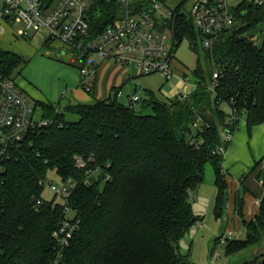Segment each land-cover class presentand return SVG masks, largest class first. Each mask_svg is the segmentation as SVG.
Returning <instances> with one entry per match:
<instances>
[{
  "label": "trees",
  "instance_id": "16d2710c",
  "mask_svg": "<svg viewBox=\"0 0 264 264\" xmlns=\"http://www.w3.org/2000/svg\"><path fill=\"white\" fill-rule=\"evenodd\" d=\"M179 1L168 22L174 24L175 48L188 38L199 53L192 70L197 86L186 98L169 101L146 90L140 107L139 102L119 100V88L93 103L36 102L51 123L37 126L21 147L0 157V264H195L180 250V241L200 221L192 192L204 181L206 164H211L217 186L214 214L226 218L225 154L213 150L220 145L228 149L230 142L223 140L222 132L230 128L234 133L244 114L249 132L264 122V38L258 42L249 34L264 23V5L242 1L234 7L235 23L216 37L212 47L202 44V53L200 32L182 12L187 0ZM152 3L143 0L138 8L147 9ZM91 5L93 36L95 28L114 23L125 11L119 0H91ZM90 55H78L80 69ZM24 63L0 47V72L5 77H15L13 72ZM175 64L187 77L188 69L177 59ZM215 70L220 71L219 84L211 89ZM223 104L238 113L233 125ZM190 136L202 142L194 143ZM78 156H92V162L103 167L100 180L84 183V171L76 167ZM263 162L264 157L243 174L241 183L259 168L257 178L264 186ZM49 171L79 181L68 196L77 228L61 252L54 231L65 218V202L43 198L40 205L35 203ZM105 174L109 177L103 179ZM245 193L237 197L241 218ZM243 224L245 237L228 239L226 255L258 245L259 251L234 264H258L260 259L264 264V195L259 213L249 221L243 219Z\"/></svg>",
  "mask_w": 264,
  "mask_h": 264
},
{
  "label": "built area",
  "instance_id": "2783aa9c",
  "mask_svg": "<svg viewBox=\"0 0 264 264\" xmlns=\"http://www.w3.org/2000/svg\"><path fill=\"white\" fill-rule=\"evenodd\" d=\"M125 11L114 23H109L97 29L93 36L91 0H0V31L16 22L21 23L20 37L32 39L35 35L44 36L47 40H60L79 56L95 54L103 61L113 60L124 66L133 64L140 74L161 73L167 78L178 76L183 81L189 79L180 73L176 65L174 45V24L168 20L175 16V8L170 1L153 0L147 9L138 8L143 0H119ZM191 19L200 32V40L204 47H212L216 37L235 23L233 8L242 1L263 6L264 0H238L236 5L231 0H191ZM102 21L99 26L102 25ZM98 61L88 59L86 66L81 68L82 87L89 91L93 87ZM220 71L215 70L210 81V88L219 84ZM194 87L197 84L194 82ZM66 91H64L65 93ZM191 91L179 93L181 99L186 98ZM120 92H118V96ZM143 90H136L130 101L139 102ZM177 95V96H178ZM33 97L24 91L13 76L5 77L0 72V157H5L9 150L21 147L31 130L39 125L51 123L39 112V106H33ZM36 103V100H35ZM228 122L234 124L238 119L237 111L228 108ZM233 130L224 131L223 140L230 142ZM194 143H201L191 137ZM226 147L220 145L213 152L225 154ZM88 158L78 156L76 167L84 171V183H95L103 170L100 164ZM1 170V166H0ZM109 176L105 174L103 179ZM102 179V178H101ZM60 186L50 184L51 189L61 196L65 202V218L54 231L59 241V249L70 244L77 228L74 221V210L69 206L70 193L77 187L78 180L74 177L62 179ZM47 176L41 181L45 187ZM44 201L43 196L37 197L36 206ZM1 214V213H0ZM198 223L194 225V228ZM214 256L211 264H216Z\"/></svg>",
  "mask_w": 264,
  "mask_h": 264
},
{
  "label": "rangeland",
  "instance_id": "374dc122",
  "mask_svg": "<svg viewBox=\"0 0 264 264\" xmlns=\"http://www.w3.org/2000/svg\"><path fill=\"white\" fill-rule=\"evenodd\" d=\"M238 0H231L233 5H236ZM179 0H171L170 5L172 7L178 6ZM192 1L187 0L182 5V12H185L191 17ZM21 24L15 23L14 28L18 31ZM253 35L257 41H261L264 37V23L258 24V26L249 33ZM26 40L28 42H31ZM199 48L202 51L201 40H198ZM31 50L24 53L25 63L16 69L13 74H20V78L26 80L36 87L37 93H29L33 97V106L42 97L46 98L53 104L65 105L68 100L76 102L93 103L97 97L93 92H89L82 87L81 83V60L80 56L75 53L71 48L66 50V53L61 52V47L58 48V42L50 45H46L45 42L39 39H33ZM203 53V51H202ZM201 53V54H202ZM76 56H75V55ZM175 57L177 61L183 65L185 69H188L187 78L189 82L183 81L178 76L165 77L161 73L152 74H140L133 64H127L124 69L131 73V77L120 84L122 88V94L119 95V100L128 104L130 97L128 94H132L135 89L143 90V94L146 90L151 91L158 99L163 101H169L183 90L192 91L194 87L192 70L196 67L199 53L192 47L191 41L188 38L182 39V41L175 48ZM95 59L99 63H103V67L107 62L115 64L113 60L102 61L97 55L91 54L89 60ZM203 60V55H201ZM120 64V63H119ZM102 74L104 71H101ZM123 73V72H122ZM102 77L99 73V78ZM66 90L67 94L63 97L62 92ZM75 90L76 96L72 91ZM88 93L90 96L89 101H82L86 98L84 95ZM84 95V96H83ZM179 96V95H178ZM43 99V98H42ZM42 102V101H40ZM140 107V102L137 104ZM223 108L227 109V105L223 104ZM41 109V108H40ZM146 113L151 112V108L145 110ZM42 115V110L41 113ZM77 116H73L76 118ZM236 129L234 133L237 131ZM234 135V134H233ZM224 132H222V137ZM264 165V162L261 164ZM205 179L200 186L192 192L191 202L194 207V212L199 216L197 222L198 226L192 228L180 241V250L183 254H189L190 260L195 264H211L214 254L217 256V264H234L240 261L248 259L253 252L259 251L258 245L249 247L248 249L241 251L232 256H227L225 253V246L228 239L235 238L237 234L230 235L229 230H226V218H216L214 214V204L217 194V186L215 184L214 170L211 164H206ZM247 172L244 171V174ZM243 176V175H242ZM62 178L56 171H49L47 174V182L43 189L42 196L46 200L55 198L56 201H62L61 196L55 193L50 184H56L60 186ZM243 193V191H242ZM196 223V224H197ZM232 236V237H231ZM244 237L245 233H242L238 237Z\"/></svg>",
  "mask_w": 264,
  "mask_h": 264
},
{
  "label": "crops",
  "instance_id": "0c3cea01",
  "mask_svg": "<svg viewBox=\"0 0 264 264\" xmlns=\"http://www.w3.org/2000/svg\"><path fill=\"white\" fill-rule=\"evenodd\" d=\"M14 25H10L8 27L6 26L4 31H0V47L2 49L15 53L24 59V53L31 50L30 45L33 39L40 38L41 41L46 42L44 36L41 35H35V37L30 40L31 42L26 41L29 39L20 37L18 33L19 29L18 31L15 30ZM263 38L259 42H262ZM55 42H58V48L61 47L62 53H66V50L70 49L60 40H53L51 44ZM102 70L104 71L103 74L101 72ZM99 73H101L102 76L100 78ZM14 76L25 92L29 91V93L39 95L36 92V87L26 80L21 79L19 73H15ZM130 77L131 73L127 72L124 69V66H121L120 64L107 62L106 66L103 67V63L98 62L92 92L95 94L97 99H105L109 95L113 94L114 88H119L118 92H120L121 95L122 88L120 84ZM136 90L137 89H135V91ZM64 91L66 90H63L62 93H64ZM135 91L132 94H128V96L130 97L133 95ZM72 93L76 96L75 90L72 91ZM84 95L86 98L82 101H89L90 96L88 93H84ZM42 98L37 100H39V102H50L46 98ZM39 112L41 113V109H39ZM233 134L234 135L232 136L229 147L224 155V167L227 172L229 183L226 230H229L228 232L230 235L237 234L235 238H242V236H238L242 233L246 234L243 219L249 221L259 213L260 201L264 195L263 182L257 178L259 168L245 178L244 184L240 181L244 171L249 173L256 162L264 157V122L253 126L251 132H249L247 126V116L244 114L240 119L238 130ZM242 191L246 192L244 195V203L242 205L243 218H241L237 212V197ZM200 224H202V222ZM261 263L260 259L258 264Z\"/></svg>",
  "mask_w": 264,
  "mask_h": 264
}]
</instances>
